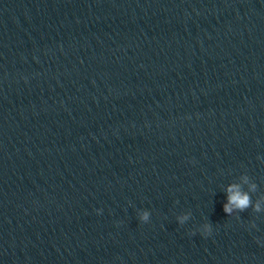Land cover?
Masks as SVG:
<instances>
[{
  "label": "clouds",
  "instance_id": "1",
  "mask_svg": "<svg viewBox=\"0 0 264 264\" xmlns=\"http://www.w3.org/2000/svg\"><path fill=\"white\" fill-rule=\"evenodd\" d=\"M228 195V203L224 205V211L226 213H230L232 208H239L241 210L247 208L250 204V198L246 193L240 191L237 185H231L227 189ZM258 210V206H257ZM145 219L147 218V214H145Z\"/></svg>",
  "mask_w": 264,
  "mask_h": 264
}]
</instances>
